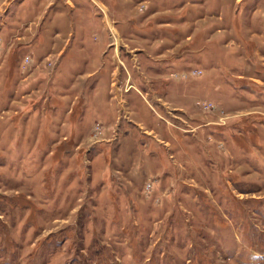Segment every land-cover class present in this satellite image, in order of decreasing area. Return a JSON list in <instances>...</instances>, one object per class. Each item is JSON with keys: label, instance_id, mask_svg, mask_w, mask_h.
<instances>
[{"label": "rangeland", "instance_id": "obj_1", "mask_svg": "<svg viewBox=\"0 0 264 264\" xmlns=\"http://www.w3.org/2000/svg\"><path fill=\"white\" fill-rule=\"evenodd\" d=\"M0 264H264V0H0Z\"/></svg>", "mask_w": 264, "mask_h": 264}, {"label": "bare ground", "instance_id": "obj_2", "mask_svg": "<svg viewBox=\"0 0 264 264\" xmlns=\"http://www.w3.org/2000/svg\"><path fill=\"white\" fill-rule=\"evenodd\" d=\"M95 3H96V2H95ZM108 25H110V24H108ZM113 34H114L113 38H114L115 42L117 43V42H118V40H117V37H116V34H115V32H113Z\"/></svg>", "mask_w": 264, "mask_h": 264}, {"label": "crops", "instance_id": "obj_3", "mask_svg": "<svg viewBox=\"0 0 264 264\" xmlns=\"http://www.w3.org/2000/svg\"><path fill=\"white\" fill-rule=\"evenodd\" d=\"M100 3V2H99ZM101 4V3H100Z\"/></svg>", "mask_w": 264, "mask_h": 264}]
</instances>
